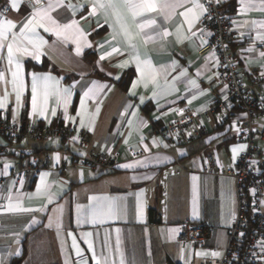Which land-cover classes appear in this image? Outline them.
<instances>
[{"label":"crops","instance_id":"obj_1","mask_svg":"<svg viewBox=\"0 0 264 264\" xmlns=\"http://www.w3.org/2000/svg\"><path fill=\"white\" fill-rule=\"evenodd\" d=\"M6 1L10 5L11 0ZM90 2L63 0L58 5L57 0H41L38 7L52 4L49 15L59 25L76 20L84 36L70 30L68 39H64L54 31L37 30L46 43L40 48L38 59L20 57L23 90L19 107L11 83L15 64L8 63L7 47L0 49V72L5 77L0 80V97L5 91L8 93L5 107L0 109L18 122L32 119L46 125L78 123L87 131L97 152L116 156L117 168L109 172L75 166L84 153L62 140L18 143L0 136V148L5 150L0 156V176L7 177L6 184H0V264H11L20 256L22 264H95L93 250L97 257H108L109 264H120L121 253L123 264H199L203 258L221 257L237 210L235 180L228 175L206 173L204 160L206 154L213 153L223 167L233 166L244 150L233 158V146L244 145L237 141L236 132L246 116L235 109L226 122H221L224 112H211L226 90L219 83L214 56L199 54L205 43L200 28L206 14L189 29L181 13L192 7L191 3L159 0L161 5H169L165 9L167 19L160 14L148 15L145 18H154L156 24L145 32L156 35L167 30L168 35L139 45L141 61L151 64V70L144 69L148 83L145 87L132 60L136 53L120 37L113 40L114 27L110 25L114 21L107 18L106 22L104 12L89 15ZM222 2L236 34L233 53L238 71L250 83L253 73H264V57L260 56L264 42L257 39V31L264 33V28H260L264 23V2L252 0L254 6H247L249 0H244L243 6L241 0ZM200 3L204 4V0ZM173 4L179 6L172 8ZM32 10L31 3L20 0L18 9L11 8L9 15L0 19L16 23L12 31L18 34ZM113 48H119L120 52L100 59ZM125 60L129 61L126 67H117ZM185 70L186 75L180 76ZM34 73L48 77L47 97L43 89L45 81H40L38 89V106L45 109L43 116L32 109ZM150 73L155 75V83L151 82ZM192 80L198 88L192 87ZM63 89L71 91L67 115L74 120H65ZM89 89L93 91L85 98L82 109L81 98ZM260 92L264 96V88ZM186 107L200 114L199 124L206 133L177 145L160 129L178 118ZM78 112L83 115V125ZM193 131L192 126L187 129V133ZM261 146L264 149V143ZM138 151L143 154L136 156ZM33 157L45 166L27 180L16 182L11 171L28 165ZM5 163L9 165L7 169ZM125 164L133 167H121ZM43 173L48 175L42 184ZM38 185H46V192L37 194ZM9 197L11 203L18 202L34 211L7 210ZM92 197L113 204L114 215L98 217L93 223L91 212L98 201ZM194 197L196 216H193ZM187 222L208 226L204 245L178 241L180 226ZM213 252L220 255L212 256Z\"/></svg>","mask_w":264,"mask_h":264},{"label":"built area","instance_id":"obj_2","mask_svg":"<svg viewBox=\"0 0 264 264\" xmlns=\"http://www.w3.org/2000/svg\"><path fill=\"white\" fill-rule=\"evenodd\" d=\"M32 5L35 0H26ZM208 8L200 33L205 43L199 50L201 56L212 54L216 60L219 83L226 90V95L215 102L211 112L223 111L221 122H226L228 114L238 109L246 114L240 124L236 139L246 146L232 167L225 168L213 153H208L204 160V171L209 174L228 175L235 180L237 210L233 225L229 230V241L221 257L203 258L199 264H264V96L260 89L264 88V75L253 73L250 83L244 81L238 71V61L233 53L236 34L230 16L226 13L223 2L204 0ZM7 9V10H6ZM10 5L0 0V17H7ZM210 17V18H209ZM211 33V35H208ZM264 52V45L261 48ZM226 86V87H225ZM200 114L186 107L183 113L160 129L174 144H185L196 137L203 136L206 129L199 124ZM194 127L189 135L187 129ZM0 136L18 143L28 140L50 141L58 139L76 145L84 158L74 163L92 170L114 171L117 168L116 156L97 152L90 144L88 133L78 123H56L46 125L27 119L15 121L6 116L0 109ZM77 137V139H73ZM5 150L0 148V156ZM142 151L135 152L136 156ZM252 161H256L255 164ZM45 165L38 158L19 170H12L11 177L16 182L27 180L31 174L37 173ZM7 177L0 176V184H6ZM209 228L202 222H187L180 226L178 241L193 242L198 246L206 243Z\"/></svg>","mask_w":264,"mask_h":264},{"label":"snow or ice","instance_id":"obj_3","mask_svg":"<svg viewBox=\"0 0 264 264\" xmlns=\"http://www.w3.org/2000/svg\"><path fill=\"white\" fill-rule=\"evenodd\" d=\"M20 0H11L10 7L12 9H18ZM184 3H191L192 7L186 8L181 15L185 18L189 25V29L200 20L202 16L208 13V8L205 7L204 4L200 3V0H183ZM221 0H216V3L219 4ZM264 2V0H262ZM58 5L63 3V0H57ZM41 4V0H35L33 4V10L31 15L26 18V21L23 23V26L20 27L19 33L13 32L12 30L17 27L16 23L9 19H0V49H3L5 46L7 47V59L9 65L15 64V71H12V90L15 92L16 104L19 107L21 103V95L23 90V78L21 75L22 66L20 64L21 56H33L34 58H39L40 48L46 41L43 40L42 37L39 36L38 29L43 28L44 31H54L58 37H63L64 39H68L67 33L72 30L75 33H79L81 37L84 36V33L80 31L78 28V22L76 20H72L68 24L59 25L57 21L52 19L49 15V12L52 9V4L45 8L39 6ZM242 6L244 5V0H241ZM72 7V5H68ZM179 6V4L171 5L172 8ZM247 6H254L252 4V0H249V4ZM80 7H83L81 5ZM91 11L89 15H96L97 12H104L107 18H111L114 21V25H110L114 27L113 32V40H116L117 37H120L123 43L130 48L133 52L136 53L132 57V60L136 64V70L141 73V81L144 82V86L147 87L148 83L145 80L144 69L151 70V64L149 61L144 60L141 61L139 56V45L142 43L143 45H147L150 42L155 41L158 38H162L163 36H167V30H164L162 33H157L156 35H148L145 32V29H150L153 25L156 24V20L146 19L150 14H160L164 15L165 19H167V15L165 14V9L169 7V5H161L159 0H91L90 2ZM7 10V9H6ZM210 18V17H209ZM235 23V22H234ZM248 22L245 21L246 25ZM253 25H256V21L251 22ZM54 25V27H48V25ZM243 26V25H241ZM260 28H264V23L260 24ZM9 35L11 39H9ZM195 35V33H193ZM211 35V33H208ZM257 39L264 42V33L257 31ZM204 42V41H202ZM81 50L79 42H77V52ZM251 51V49H249ZM119 48H113L112 52L106 53L100 57L101 60L105 59L106 56H111L113 53H119ZM261 57H264V52L260 53ZM129 61H122L117 67H126ZM143 65V68H142ZM151 74V73H150ZM199 74V73H198ZM186 75V70L180 73V76ZM264 75V73H262ZM119 77H117L118 79ZM4 73L0 72V80H4ZM48 77L47 76H39L38 74H33L32 79V109L33 112L39 111L41 116L44 115L45 109L43 107L38 106V89H40L41 84L40 81L43 80L45 83L43 84L45 97L48 95V85L46 83ZM155 75L151 74V82L155 83ZM175 79H179L176 77ZM192 87L198 88L195 80L190 81ZM137 86V82L134 81L132 87L135 88ZM226 87V86H225ZM92 89H89L88 92H85L84 97L81 98V108H84L85 98L88 97L92 93ZM63 95L65 97L64 101V112H65V120L75 119L69 117L67 115V98L70 97L71 91L70 89H63ZM60 94L59 91L57 93ZM155 96V93H153ZM8 93L5 91L4 96L0 97V108L5 107V102L7 100ZM144 98L141 97V103H143ZM99 109L97 108V112ZM181 112L183 110H180ZM52 115H56L55 109L52 110ZM78 116H81V125H83V115L81 112L77 113ZM246 115V114H245ZM239 131V130H238ZM191 135V133H189ZM73 139H77V137H73ZM155 143V140L153 141ZM167 147V145H165ZM246 146L245 145H236L233 146V158L238 154L239 151H242ZM145 150L147 151V146H145ZM56 159H59V155H56ZM139 163V162H137ZM253 164L256 161H252ZM5 169L9 167L7 163L4 165ZM121 167L131 168L132 164H125ZM47 173H43L41 176V181L43 184L44 177L47 176ZM47 190V186L42 187L41 185L37 186V194L45 193ZM92 200L98 201L97 204L93 207L91 216L92 222L95 223L98 217H102L105 215H114L115 206L111 203H104L99 201V198L92 197ZM12 198L9 197V211L14 212H31L34 211L31 208H23L17 202L16 204L11 203ZM49 202H51V196H49ZM43 210V209H41ZM198 213L195 207V197L193 199V216H196ZM119 232V229H117ZM71 235V233H70ZM75 245V240H74ZM117 245L119 246V239L117 240ZM264 247V244L261 245ZM89 248H92V245L89 243ZM119 250V249H118ZM77 255H80V250L77 249ZM212 256H218L220 253L213 252ZM93 259L95 260V264H109L108 257H97L95 251L93 250ZM114 264V262H113ZM120 264H123V255L121 253Z\"/></svg>","mask_w":264,"mask_h":264},{"label":"trees","instance_id":"obj_4","mask_svg":"<svg viewBox=\"0 0 264 264\" xmlns=\"http://www.w3.org/2000/svg\"><path fill=\"white\" fill-rule=\"evenodd\" d=\"M11 264H22V256H20L19 258H14L11 261Z\"/></svg>","mask_w":264,"mask_h":264}]
</instances>
